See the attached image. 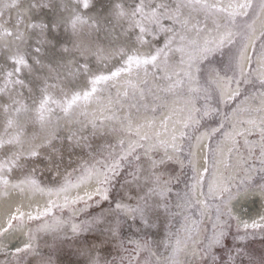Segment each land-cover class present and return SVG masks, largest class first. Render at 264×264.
<instances>
[{
    "label": "snow or ice",
    "instance_id": "obj_1",
    "mask_svg": "<svg viewBox=\"0 0 264 264\" xmlns=\"http://www.w3.org/2000/svg\"><path fill=\"white\" fill-rule=\"evenodd\" d=\"M0 200V264H264V0H0Z\"/></svg>",
    "mask_w": 264,
    "mask_h": 264
},
{
    "label": "rangeland",
    "instance_id": "obj_2",
    "mask_svg": "<svg viewBox=\"0 0 264 264\" xmlns=\"http://www.w3.org/2000/svg\"><path fill=\"white\" fill-rule=\"evenodd\" d=\"M229 242H230V239H229ZM254 247H255L256 249H259V248L261 247V244H260L259 240H257V241L254 243Z\"/></svg>",
    "mask_w": 264,
    "mask_h": 264
},
{
    "label": "bare ground",
    "instance_id": "obj_3",
    "mask_svg": "<svg viewBox=\"0 0 264 264\" xmlns=\"http://www.w3.org/2000/svg\"><path fill=\"white\" fill-rule=\"evenodd\" d=\"M3 211V206H2V200H0V213ZM0 219H2V215H0Z\"/></svg>",
    "mask_w": 264,
    "mask_h": 264
}]
</instances>
